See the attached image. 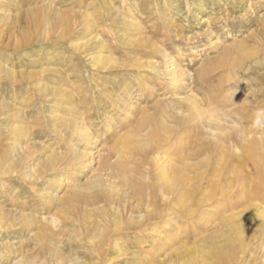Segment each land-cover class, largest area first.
<instances>
[{
  "label": "rangeland",
  "instance_id": "obj_1",
  "mask_svg": "<svg viewBox=\"0 0 264 264\" xmlns=\"http://www.w3.org/2000/svg\"><path fill=\"white\" fill-rule=\"evenodd\" d=\"M262 27L264 0H0V264H204L237 213L216 264H264Z\"/></svg>",
  "mask_w": 264,
  "mask_h": 264
},
{
  "label": "bare ground",
  "instance_id": "obj_2",
  "mask_svg": "<svg viewBox=\"0 0 264 264\" xmlns=\"http://www.w3.org/2000/svg\"><path fill=\"white\" fill-rule=\"evenodd\" d=\"M107 9V8H106ZM106 20H107V18H106ZM160 20V19H159ZM111 21V20H110ZM161 21H163V20H161ZM165 21H167V20H165ZM167 23V22H166ZM262 30L261 31H263L264 32V27H262L261 28ZM142 42V41H141ZM143 43V42H142ZM145 43V42H144ZM146 44V43H145ZM142 46H143V44H142ZM146 46V45H145ZM151 46V45H150ZM241 46V45H240ZM144 47V46H143ZM142 47V48H143ZM236 48H239V47H236ZM241 48L242 47H240L238 50H241ZM242 55H245V56H251V55H253L251 52H250V50H248V49H243L242 51ZM217 59V58H216ZM221 60V59H220ZM222 61V60H221ZM219 61L217 60V63H218ZM219 64V63H218ZM262 90H264V89H262ZM244 94V93H243ZM250 94V93H249ZM231 95H233V94H231ZM237 95H239V93H237ZM229 96V95H228ZM249 96V95H248ZM243 97V96H242ZM190 98V97H189ZM237 98V97H236ZM239 99V98H238ZM241 100V103L243 102V101H246V97H244V98H240ZM243 100V101H242ZM252 100V99H251ZM189 101V100H188ZM190 101H191V103H192V107L194 106V105H196L197 103V101H195L193 98H190ZM248 102H250V100L248 99L247 100ZM261 102H264V99L263 100H261V101H252V102H250V103H253V104H261ZM144 113H146V112H144ZM148 114V113H147ZM146 114V115H147ZM145 115V114H144ZM151 115H153V114H151ZM150 115H148V116H144V117H149ZM146 120H149L148 122L150 123V122H155V118H152L151 119V117H150V119L149 118H147ZM155 134V133H154ZM125 137V136H124ZM122 139V138H121ZM127 141V139L126 138H123V142L124 143H122V144H125V142ZM263 148H264V144H263ZM246 155H247V157H249L250 159H252L253 160V157H254V155H253V153L250 151V150H245V152H244ZM226 155H230V152L229 151H227V154ZM184 161H180V163H179V165L175 168V170H174V173H173V178H172V180H168V182H170V184H168V188L169 189H173V181H175L177 178H181V177H183L184 176V170H185V166H184ZM244 164H238L236 167H234V168H231L230 170H228V175H231V174H233V179L231 180V181H229L228 183L229 184H231V183H233V181H236L237 180V178H243V170H244ZM260 186H261V184H258L257 182L255 183V187L257 188V189H260ZM216 189H217V185H216V183L214 182V181H212V184H211V186H210V188H209V191L211 192V193H213V192H215L216 191ZM186 192V191H185ZM185 192L183 193V198H178V199H176V201H178V203H177V205H175L176 207V209L178 210V212L180 213V214H182L181 216H187L189 213H190V210L188 209V206L186 205V200L188 199V198H190V196H191V191L189 192H187L186 194H185ZM178 196H182V192H178ZM225 198H227V197H224V198H221V199H225ZM228 200V199H227ZM223 225L224 226H226L227 227V231L229 232V233H227V234H224V235H222V237H223V244L220 246V247H218L212 240H208L205 244H204V247L203 248H198V247H195V248H193L192 249V252H194V255H195V259L196 260H201L202 262H204V264H216V260H217V258H219V257H222V256H224V255H226L227 254V252H228V248H229V246L231 245V243L233 242V241H235V239H236V235H238L240 232H241V230L243 229V225H244V220H243V217L240 215V214H233V215H229V216H227L225 219H224V221H223ZM154 237H156V236H154ZM159 239H160V237H159ZM144 241V240H143ZM144 243V242H143ZM142 244V243H141ZM182 248H187V245L185 244V243H183L181 246H180V249L179 250H181ZM124 249V248H123ZM190 249V248H189ZM126 250H128V249H126ZM125 249H124V251H120L119 253H120V255H128V254H138V252L137 251H139V250H131V252H128V251H126ZM144 250V249H143ZM191 250V249H190ZM140 252V251H139ZM178 252V251H177ZM143 253V252H142ZM91 258V257H90ZM92 259V258H91ZM92 264H95L94 262H91ZM87 264H90V263H87Z\"/></svg>",
  "mask_w": 264,
  "mask_h": 264
},
{
  "label": "clouds",
  "instance_id": "obj_3",
  "mask_svg": "<svg viewBox=\"0 0 264 264\" xmlns=\"http://www.w3.org/2000/svg\"><path fill=\"white\" fill-rule=\"evenodd\" d=\"M262 117H264V110H260L257 113L256 118L252 122L253 128L256 129L264 128V119H262Z\"/></svg>",
  "mask_w": 264,
  "mask_h": 264
}]
</instances>
